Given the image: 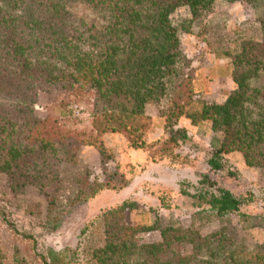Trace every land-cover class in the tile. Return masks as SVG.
<instances>
[{"label": "trees", "instance_id": "16d2710c", "mask_svg": "<svg viewBox=\"0 0 264 264\" xmlns=\"http://www.w3.org/2000/svg\"><path fill=\"white\" fill-rule=\"evenodd\" d=\"M216 1L0 0V176L6 179L5 192L40 191L45 206L37 203L30 210L44 214L45 223L56 229L64 207L58 193L77 146H96L105 166L113 156L104 136L119 133L149 161H172L190 139L183 119L193 126L209 123L222 135L206 160L209 172L223 171L225 155L232 152L240 153L246 166L264 168V0H224L250 6L260 26V38L240 40L237 50L223 47L220 29L203 20ZM79 5L95 19L78 17L74 10ZM180 7L191 18L177 26L171 15ZM195 24L198 41L230 60L236 87L222 103L197 98L180 37ZM218 39L220 52L214 48ZM88 97L93 99L90 130L65 127L50 108L58 104L66 111L69 98ZM149 105L156 107L162 129V136L151 141L158 126L146 111ZM103 172V181L77 178L73 203L130 183L117 170ZM178 186L182 195L205 203L220 219L238 215L241 223L246 217L242 200L207 173ZM241 228L229 218L207 235L159 220L134 225L121 206L103 214L104 239L93 252L94 264H264V243L249 244ZM153 231L160 233L159 241H138L139 234ZM22 239L36 248L32 235L22 234ZM181 245L191 251L180 252ZM26 252L21 257L14 247L13 264H27L28 258L35 264H71L70 257L52 249L47 255ZM7 258L0 247V264Z\"/></svg>", "mask_w": 264, "mask_h": 264}, {"label": "rangeland", "instance_id": "374dc122", "mask_svg": "<svg viewBox=\"0 0 264 264\" xmlns=\"http://www.w3.org/2000/svg\"><path fill=\"white\" fill-rule=\"evenodd\" d=\"M74 12L85 20L95 19L91 11L80 5ZM188 18L191 17L186 7L178 8L171 15L177 26ZM255 18L252 8L244 3L218 0L205 12L203 20L220 29L219 39L223 47L230 45L237 50L240 40L260 38V26ZM198 27L195 24L191 33H180L183 51L192 64L194 89L199 99L222 101L233 88L231 63L229 58L213 53L211 48L198 41ZM219 39L214 46L218 52L222 49ZM87 99L89 102L69 98L66 111L58 104L50 108L65 127L86 131L91 129L90 109L93 102L92 97ZM37 109L45 111L42 107ZM146 111L156 118L158 126L149 136L151 141L162 136L161 119L156 116L154 105L147 106ZM189 134L190 139L178 150L180 158L172 161H149L144 151L132 149L124 135L119 133L109 132L104 136L105 146L113 156L105 166L96 146H77L75 161L66 167L58 193L60 204L64 207L56 229H51V225L45 223L44 214L30 210L37 203L45 206L46 201L40 191L30 187L14 196L5 192L6 179L0 176V247L9 257L4 264H13L11 255L14 247L20 250L21 257L25 251L31 255H47L48 250L52 249L70 257L71 264H94L93 252L104 239L103 214L121 206H124V217L130 224L152 225L159 220L164 225L190 226L202 235L218 230L229 218L231 223L243 225L241 234L246 236L249 244L264 243V168L248 167L240 153L232 152L225 155L224 170L211 173L206 160L212 143L216 144L222 135L213 132L209 123L190 126ZM105 168L123 174L129 179V185L120 190L105 189L84 202L73 203L71 199L78 189L77 178L103 181ZM204 173L242 200L241 211L246 216L244 223H240L243 217L238 215L220 219L205 203L179 192L180 181H194ZM161 198H165L164 203L167 202L168 207L162 205ZM25 233L35 238L36 248L32 242L22 239ZM137 239L140 243L156 242L160 240V233H141ZM177 249L184 254L191 251L188 245L178 246ZM27 264L35 263L28 258Z\"/></svg>", "mask_w": 264, "mask_h": 264}, {"label": "crops", "instance_id": "0c3cea01", "mask_svg": "<svg viewBox=\"0 0 264 264\" xmlns=\"http://www.w3.org/2000/svg\"><path fill=\"white\" fill-rule=\"evenodd\" d=\"M232 83H233V88H231V90H233L235 87H236V85H235V83L233 82V80L231 81ZM231 90H229V91H231ZM228 91V92H229ZM227 92V93H228ZM227 93H226V96H227ZM226 96H225V98L222 100V101H215V102H218V103H222L225 99H226ZM212 101V100H211ZM183 121V122H182ZM181 121V123L180 124H184V125H181V126H184V127H186L188 130H189V127L191 126V127H194L193 125H191V123H190V121L189 120H187V119H183Z\"/></svg>", "mask_w": 264, "mask_h": 264}]
</instances>
